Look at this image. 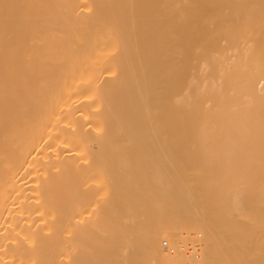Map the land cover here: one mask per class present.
I'll return each mask as SVG.
<instances>
[{
    "label": "bare ground",
    "instance_id": "6f19581e",
    "mask_svg": "<svg viewBox=\"0 0 264 264\" xmlns=\"http://www.w3.org/2000/svg\"><path fill=\"white\" fill-rule=\"evenodd\" d=\"M262 178L264 0H0V264H264Z\"/></svg>",
    "mask_w": 264,
    "mask_h": 264
},
{
    "label": "rangeland",
    "instance_id": "374dc122",
    "mask_svg": "<svg viewBox=\"0 0 264 264\" xmlns=\"http://www.w3.org/2000/svg\"><path fill=\"white\" fill-rule=\"evenodd\" d=\"M263 181H264V179L262 178V190H264V185H263ZM177 225H175V228H176V231H179L180 229V231H182V232H184V230L185 229H183V226L179 223H176ZM178 228V229H177ZM185 228V227H184ZM193 234V235H192ZM195 234V235H194ZM191 237H188V239H187V241H186V243L185 244H187V247L186 246H184L185 247V249L186 250H183V252L182 253H184L183 255L184 256H182V259H184V261L183 260H181V262H176L175 264H195V263H197V264H200L201 262H199V260H201V257H202V255H201V253H200V251H199V249H200V247L202 246V239L201 238H203L204 236L203 235H201L200 236V234H198L197 232H192L191 234ZM194 236V237H193ZM197 239H196V238ZM190 238V239H189ZM192 238V239H191ZM201 239V240H199V239ZM165 239H162L161 240V242L162 241H164ZM190 240V241H189ZM199 240V241H198ZM193 241H196V242H193ZM198 241V242H197ZM160 242V243H161ZM163 243V242H162ZM162 243H161V247L163 248V251L165 252L166 250V252H168V249H172V248H174L175 249V251L177 252L178 250H180L179 248V245H172V243H171V241H168V247H165L164 246V244L162 245ZM201 245V246H200ZM172 246H174V247H172ZM197 246V247H196ZM179 247V248H178ZM166 248V249H165ZM165 249V250H164ZM193 249L194 250H197V254H198V257H199V259H196V256H195V254L196 253H193ZM173 250V249H172ZM171 253L173 252V251H170ZM179 252V251H178ZM177 252V253H178ZM175 253V252H174ZM182 253H181V255H182ZM173 254V253H172ZM190 254V255H189ZM193 254V255H192ZM188 256V257H187ZM192 256V257H191ZM187 257V258H186ZM193 260V261H192ZM155 264H158V262H156Z\"/></svg>",
    "mask_w": 264,
    "mask_h": 264
},
{
    "label": "built area",
    "instance_id": "2783aa9c",
    "mask_svg": "<svg viewBox=\"0 0 264 264\" xmlns=\"http://www.w3.org/2000/svg\"><path fill=\"white\" fill-rule=\"evenodd\" d=\"M164 246H168V244L166 242H164ZM193 253H196L195 256H196V259H199L198 257V254H197V250H193Z\"/></svg>",
    "mask_w": 264,
    "mask_h": 264
}]
</instances>
